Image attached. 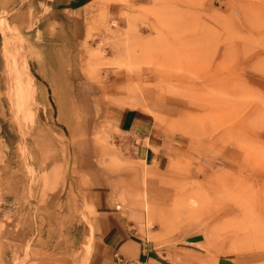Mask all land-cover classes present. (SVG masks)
Here are the masks:
<instances>
[{"label":"rangeland","instance_id":"rangeland-1","mask_svg":"<svg viewBox=\"0 0 264 264\" xmlns=\"http://www.w3.org/2000/svg\"><path fill=\"white\" fill-rule=\"evenodd\" d=\"M85 4L0 0V260L27 264L30 244L33 255L60 246L34 201L36 151L64 158L92 139L104 158L132 153L102 124L90 138L73 97V80L115 72L163 128L198 144L194 161L150 172L172 194L156 239L195 250L198 264H264V0ZM23 79L37 104L22 109L9 87Z\"/></svg>","mask_w":264,"mask_h":264},{"label":"crops","instance_id":"crops-1","mask_svg":"<svg viewBox=\"0 0 264 264\" xmlns=\"http://www.w3.org/2000/svg\"><path fill=\"white\" fill-rule=\"evenodd\" d=\"M87 1L35 0V4L44 10L66 12L80 9ZM5 25L6 32H11ZM19 30L35 44L29 34ZM0 40L7 54L5 40ZM22 83L19 88L11 84L9 92L18 97L23 109L37 102L28 80ZM128 85L127 78L115 72L100 82L72 81L73 97L82 105L84 122L91 131L88 136L102 124L128 143L132 153L128 159L104 158L91 139L72 149L71 155L65 153L64 158L42 159L40 152L33 154V197L38 215L61 241L57 248L37 250L34 255L30 244L27 264H198L188 258L195 250L173 249L156 239L161 233L156 212L169 207L172 194L150 174L194 161L197 141L163 128L155 115L132 97Z\"/></svg>","mask_w":264,"mask_h":264},{"label":"built area","instance_id":"built-area-1","mask_svg":"<svg viewBox=\"0 0 264 264\" xmlns=\"http://www.w3.org/2000/svg\"><path fill=\"white\" fill-rule=\"evenodd\" d=\"M119 261H121V260H119Z\"/></svg>","mask_w":264,"mask_h":264}]
</instances>
